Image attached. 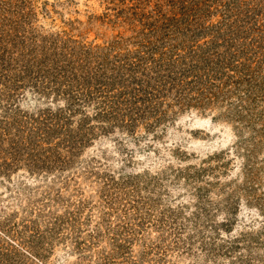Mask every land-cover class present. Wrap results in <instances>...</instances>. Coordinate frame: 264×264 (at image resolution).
I'll list each match as a JSON object with an SVG mask.
<instances>
[{"label": "rangeland", "instance_id": "rangeland-1", "mask_svg": "<svg viewBox=\"0 0 264 264\" xmlns=\"http://www.w3.org/2000/svg\"><path fill=\"white\" fill-rule=\"evenodd\" d=\"M0 264H264V0H0Z\"/></svg>", "mask_w": 264, "mask_h": 264}]
</instances>
